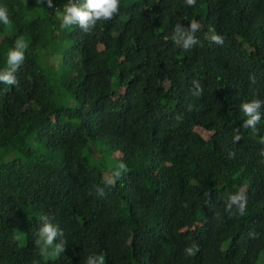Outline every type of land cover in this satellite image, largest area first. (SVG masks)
Segmentation results:
<instances>
[{"label": "trees", "instance_id": "16d2710c", "mask_svg": "<svg viewBox=\"0 0 264 264\" xmlns=\"http://www.w3.org/2000/svg\"><path fill=\"white\" fill-rule=\"evenodd\" d=\"M67 2L53 0L60 12ZM0 6L12 21L0 23V70L18 37L28 45L19 85L0 83V264L101 253L105 264H264V107L255 131L241 126V105L264 101V0H120L90 34L62 29L47 0ZM193 20L199 43L185 50L174 28ZM89 142L121 153L114 186L87 161ZM241 190L244 214L229 213ZM44 215L64 231L59 256L34 244Z\"/></svg>", "mask_w": 264, "mask_h": 264}, {"label": "clouds", "instance_id": "9594fccd", "mask_svg": "<svg viewBox=\"0 0 264 264\" xmlns=\"http://www.w3.org/2000/svg\"><path fill=\"white\" fill-rule=\"evenodd\" d=\"M45 0H37L38 4H44ZM188 7H195L196 0H186ZM120 0H68L64 5L63 12L58 11L53 4V0H47V7L54 9L56 15L60 18L62 29L70 28L73 25H79L83 33L90 34L97 25L98 21H108L113 19L119 13ZM0 23L8 26L12 21L9 16L8 9L0 6ZM201 25L193 20L187 29L177 24L174 28L173 40L181 43L185 50H189L199 43L195 33L200 29ZM211 40L216 44L222 45L224 38L220 35H213ZM28 45L25 43L24 37L20 36L15 41L14 48L7 53V67L0 70V83L7 85L18 86L19 80L15 75L19 71L20 66L25 61V52ZM252 83H255V77H250ZM203 89L198 82H193V95L200 96ZM264 107V101L254 99L251 102H245L241 105V111L247 120L241 125L243 128H252L256 130V125L261 119L260 109ZM239 129H236L233 137L235 142L241 139ZM260 155L264 156V150H261ZM264 163V161H262ZM122 172H127V165L120 163L118 169L114 172L113 177L106 180L107 186H114L117 179L121 177ZM96 194L103 196L104 189L96 186ZM246 196L241 190L237 194L229 197L226 202V211L232 213L233 206H236L240 215H243L246 208ZM34 244L39 249V256H59L66 250L64 239V231L57 224L52 223L48 215L42 217V224L34 237ZM199 249L196 247H188L185 249L187 255H195ZM32 264H40L39 260L33 259ZM85 264H105V254H93L85 258Z\"/></svg>", "mask_w": 264, "mask_h": 264}, {"label": "rangeland", "instance_id": "374dc122", "mask_svg": "<svg viewBox=\"0 0 264 264\" xmlns=\"http://www.w3.org/2000/svg\"><path fill=\"white\" fill-rule=\"evenodd\" d=\"M58 55H59V52H58ZM58 55H52V54L46 55V57H45L46 65L47 64L48 65L57 64V67L60 68L62 66L63 62L61 61V56H58ZM59 57H60V59H59ZM63 94H65V92L63 90L60 91V103L61 104L69 105V106H72L75 104L74 102H72V100L69 96H67V97L61 96ZM98 150H101V153H98L99 152ZM98 155H102L104 157V159L101 160L102 158L98 157ZM120 156H121L120 152H113L112 153L108 149L98 147L97 145H95L91 142H89V146L86 150L87 161L92 166H101L103 171H104V176H105L106 180L110 177H113L112 173L118 169L120 162L117 159H119ZM9 157H11V155ZM100 161H102V162H100ZM260 264H263V262L261 261Z\"/></svg>", "mask_w": 264, "mask_h": 264}]
</instances>
